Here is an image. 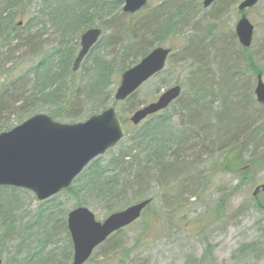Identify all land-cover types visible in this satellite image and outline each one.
Instances as JSON below:
<instances>
[{"label":"rangeland","instance_id":"374dc122","mask_svg":"<svg viewBox=\"0 0 264 264\" xmlns=\"http://www.w3.org/2000/svg\"><path fill=\"white\" fill-rule=\"evenodd\" d=\"M165 1L167 0H151L146 7L135 14L123 13L115 20L116 27L114 28L111 27L112 22L110 19H105L102 13H98L99 15L96 13L97 17H95L91 26H88L103 29V42L99 49H95L93 56L100 55L108 61L114 60V74L112 75L114 84L111 86L113 95H115L121 82L123 68H126L132 62L138 63L142 59L133 56V50H129L130 58L122 61L119 53L123 47L127 46L122 33L124 31L129 33L128 26H132L136 30L140 28L137 33L138 36L136 35L138 38L147 33L144 21L151 16L152 11L161 8ZM240 1L235 0L232 2V0H228L229 4L226 8L221 6V0L212 6L199 8L200 12L196 19L203 20L199 25H196L194 32H197L195 36L203 37L201 40L202 46H197L196 39L194 47L190 49L191 53L186 50L187 43L183 34H174L164 40L163 43L153 44V47H172V56L168 59L162 72L139 88L134 101H123L115 105L127 134L125 139L101 157L100 161L103 164L117 155L125 154L130 147V138L138 131H145V125L149 123L148 120L150 121V119L148 118L142 124L134 126L130 121L134 110L154 102L166 89L177 84L183 87V97L191 103L195 98L191 85L196 81L195 74L199 70L202 71L200 74L204 79V86H206L208 94L211 92L210 89L213 90L217 87L214 83L219 81V74H216L219 66L217 67V61H210L209 58L215 56L217 52L215 46L221 44L218 39L226 40L228 47L231 45L230 56H234L235 67L242 73L243 81L249 82L250 87L247 90L251 88V92H253L257 75L247 71L244 62L245 55L241 50L242 45L237 39L235 30L236 23L241 15L237 8ZM122 8L123 4L119 11L115 10V12L119 14L121 11L122 13ZM35 11H39V8L34 5L31 10L26 11L19 17L18 21L29 19ZM216 11L218 14L216 13L217 16H214ZM47 13H49V10ZM166 13L164 14L166 15ZM245 13L255 26L253 43L251 47L245 50L250 54L252 53L255 58H253L254 62L264 69V0H260L257 5L249 8ZM193 14L192 16H194ZM49 19L50 17L46 16L43 21H34L32 27H23L21 35H24V30L26 32L31 29L32 35L39 34L40 31V36L36 39L41 40L44 49L52 48L57 45L60 37L56 33L58 28L56 18L51 17V21ZM212 19L217 20L216 26L210 24L213 21ZM181 28L183 30L182 26ZM86 29L72 33L73 43L71 44L76 46L78 41L77 51L80 49V35ZM133 37L135 38V36ZM152 37L153 34H148V39H152ZM212 38L216 39L211 41ZM229 41L231 44L228 43ZM8 51L10 52H7L4 57L0 56V83L8 73H11L8 80L15 78L19 79L20 82H16L17 84L14 87L12 85L7 88V93H4L7 99L11 95L13 98H11V101L16 99L18 102H15L14 105L10 104V109L0 116V122L6 125L2 129L3 131L15 127V125L24 122L36 113L49 114V110H51L48 104L42 103L43 94L35 93L38 87H35L36 76L32 66L37 58L35 56L26 57L24 55L27 51L26 48H23L20 52ZM192 54L196 58L193 59ZM204 57L207 58L204 59ZM91 59H87L88 62L85 60L82 66L89 67ZM195 59L201 62L197 63ZM261 73L264 77V70ZM20 75H25V77L21 78ZM83 76H85L84 70L80 69L76 80H81ZM23 79L24 81L21 82ZM68 79H71V77ZM245 92L244 85L234 90L233 100L243 102L244 97H246ZM33 94L37 95L32 98ZM210 98L213 100L208 103V106L206 105L208 108H204L208 113L211 111L210 117L212 119L209 124L201 121L199 126L195 120L189 118V113L181 108L180 102L167 108V112L156 113L152 119L154 122H164L161 137L167 150H169L164 152L168 164L175 159V154L172 153L174 148L176 151L179 150L183 153L180 156L184 155V158L189 162H195L197 159L203 161L202 164L196 163L191 169L188 168L189 170L187 169L185 175L163 174L164 171L161 170L154 174L155 172L152 170L149 173V184L148 182L144 184L147 187L144 188L141 194L136 193V187L124 192L121 187L117 186L116 190L114 189V193L117 195L115 194L116 197L114 196L111 200L101 196L96 190L98 188H93V185L88 183L87 178L84 176L82 180H77L73 184V192L63 191L45 201H38L31 191L27 198L24 191L7 188V191H2L6 199L20 196V198L25 199V203L21 202L22 205L21 203L17 205L16 202H9L8 206L4 208L8 207L14 213L17 212L13 210L14 207L22 213L21 217L25 225V222L30 223L31 220L37 218L39 210L48 207L44 218H49V224L46 227L43 226L42 229H37L36 236L39 235L35 238L38 241L49 239L48 244L45 241L46 245H43V247L39 244L43 250L40 256L44 259L47 257L46 253L55 250L54 256H49L50 258L46 261L47 264H57L63 257L62 251L64 249L72 250L71 255L73 258V244L66 221L69 211L74 207L80 206L79 204L86 205L96 213L99 220H104L109 214L149 197L153 199L150 203V210L139 218L138 222L125 228L123 233L125 242L122 243L123 245L119 244L117 249L108 251L115 259L112 264H123L127 259L128 251L131 252L128 258L130 264H264V210L257 208L258 201L264 200V192L260 191L256 196L253 192L257 185L264 183V159L253 163L258 164V166L247 175L250 179L246 181V184H241L239 174L235 172V169V171H231L230 169L233 168H226V165L237 156L241 161L232 165L233 167L236 166V169L244 170L246 166L251 164V156H254L256 152L261 154L264 150V148H261L264 146V132L256 136V139L249 145L246 143L244 151H237L239 154L235 152L229 155L227 152L209 151L205 156L204 150L209 147L201 145V148H198V143L201 139L209 140V142L211 140L206 139L201 132L205 129L208 130L211 125H216L218 120L215 117L221 112L222 108L220 102L214 96H210ZM210 98H208V101ZM112 105H114L113 100L107 103L105 108ZM252 111L254 112V108ZM85 112L87 115L80 120L88 119L92 114L99 113L90 114V106ZM207 112L205 115L209 117ZM59 120L68 123L80 121ZM263 120H255L253 123L256 125ZM202 154L204 155L200 159ZM152 179L154 181L150 182ZM98 187L100 186L98 185ZM52 206H55V208L51 210ZM51 214L53 215L51 216ZM49 234L51 237H47ZM37 240H33L34 242L32 241L30 246L38 248ZM109 243L107 248L100 247L94 252L95 254L92 257L94 264H108L106 258L104 259V252L105 248L108 249L110 246ZM16 251H18V246L15 241H10L2 246L0 253H2L3 264H15L18 257Z\"/></svg>","mask_w":264,"mask_h":264},{"label":"trees","instance_id":"16d2710c","mask_svg":"<svg viewBox=\"0 0 264 264\" xmlns=\"http://www.w3.org/2000/svg\"><path fill=\"white\" fill-rule=\"evenodd\" d=\"M217 1L219 2L220 0H216L213 4ZM234 1L235 0H232V2ZM221 2V6H225V8L229 4L228 0H221ZM122 4L123 0H0V56L4 57L7 52H10L8 50L20 52L23 48H26L27 51L24 54L26 57L35 56L37 58L32 66L36 76L35 87H38V90L35 93L43 94L42 97H44V99L42 103L49 105L48 107L51 109L49 110V114H51L54 119H62L66 121L80 120L87 115L85 114V110L89 108V106L91 114L105 109L107 103L112 100L114 105L119 103V101L115 100L113 89H111L112 84H114L112 78V75L114 74V60L108 61L100 55L93 56L95 49H99L103 42L102 38L89 52L85 59L90 60L92 58L89 67L81 65L79 68V70H84L85 76H83L81 80H76L78 72L73 71L72 65L75 60L78 41L76 46H73L71 44L73 43L71 37L72 33H76L77 31H81L88 26H91L95 17H97L96 13L97 15H99L98 13L104 14V18L107 20L110 19L112 22L111 27H116L115 20L117 17L122 16L124 12L122 11L121 13L120 11L119 14H117L115 10L119 11ZM34 5L38 6L39 11L32 13V16L25 21L23 20L20 25L22 19L18 21V18L26 11L31 10ZM202 7H204L202 0L165 1L161 8L152 11L151 16L147 17V20L144 21L146 32L150 35L153 34L152 39H148L147 33L142 34V36L138 38L137 33L140 28L136 30L132 26H128V28L126 27L127 30H129V33L124 31L122 34L123 37H125L124 39H126L127 46L123 47L122 51L119 53L122 57V61L130 58L128 54L129 50H133L132 54L136 58H143L152 50L151 48H153L154 43H163L164 40L174 34H183L187 43L186 50L189 53H191L190 49L191 47H194L196 39L198 42L197 46L201 47V40L203 37H200L199 35L195 36V33L197 32L194 31L196 25H199L203 20L196 19L200 12L199 8ZM48 10L49 13H47ZM164 13H166V15ZM216 13L217 11L214 16H217L218 13ZM192 14L194 16H192ZM46 16L50 17L49 21H51V17L53 19L56 18L58 27L56 33L59 34L60 37L57 45L50 49H44L41 40L36 39V37L40 36V31L39 34L32 35L31 29L26 32L24 30V35H21L23 27H32L34 21H43V18ZM212 20L213 21L210 24L216 26L215 24H217V20ZM181 26L183 27V30ZM132 35L135 36V38ZM214 39L216 38H212L211 41ZM218 41L221 44L220 46L214 45L217 51L215 56L209 58L210 61H217V67L219 66L216 71V74H219V81L214 83L217 87L213 88V90L210 89L211 92L208 94V90H206V86H204V79H202L200 74L202 71L199 70L198 73L195 74L196 81L191 85L195 97L194 100L191 103L187 102L182 93L177 101L169 106L171 107L175 103L180 102L181 108L189 113V118L191 117L200 126L199 122L202 121V123L209 124L212 119L210 117L211 111L208 113L204 110V108H208L206 105L208 106V103L213 100L210 96H214L215 99L220 102L222 108L221 112L215 117L218 120L216 125H211L208 130L203 129L204 131L201 132L206 139L209 138L211 140L209 142V140L201 139L200 143H198V148H201V145L209 147L204 150L205 156L209 151H216L218 153L227 152L229 155L234 154L235 152L238 153L237 151L239 150L244 151L246 143L249 145L256 139V136L264 132V105L258 103L256 95L254 94V89L253 92H251V88L247 90L250 87V84L248 81H243L242 73H240L239 69L235 67L236 63L234 62V56H230V50L232 49L231 45L228 47V45H226L227 41L224 39H218ZM228 43H230V41ZM245 49L246 48L241 46V50L245 55L244 62L246 63L247 71L251 74L258 75L264 69L254 62V55L252 53L250 54ZM203 52L206 53L205 51ZM206 55L208 54L206 53ZM191 57L193 59L196 58L193 54ZM206 58L207 57H204V59ZM88 60L86 62H88ZM196 61L197 63L201 62L198 59ZM133 64L135 63L132 62L131 64H128L122 71L131 68ZM10 74L11 73H8L6 78L0 83V116L10 109V104L14 105L15 102H18L16 99L11 101V95L10 97L8 96L9 98L7 99L5 97L6 94H4L7 93V88L12 85L14 87L17 84L16 82H20L19 79L15 78L8 80ZM70 74L72 75L70 76ZM20 76L21 78L25 77V75ZM69 77H71V79H68ZM23 81L24 79L21 82ZM242 85L246 88V97H244L243 102L234 101L232 98L233 91L239 89ZM243 90L245 91V89ZM138 91L139 90L133 92V94L127 97L124 101H134V97ZM36 95L33 94L31 97L34 98ZM208 98H210L209 101ZM253 108L256 113L252 111ZM167 110L168 109L161 112H167ZM206 112L209 114V117L205 115ZM155 115L148 117L150 121L148 120L149 123H146V129L144 132L138 131V133L130 138V147L125 154L117 155L115 158L104 164L100 161L102 156L93 159V161L87 165V168L76 177L72 185L67 189H63L62 192H73V184L77 180H82L84 176L87 178L88 183L93 185V188H98L96 190L101 196L105 199L107 198L111 200L116 194L114 191L117 186L121 187L124 192L136 187V193L141 194L144 188L147 187V185L144 186V184L148 182L150 176L149 173L150 171L152 172V170L155 172L154 174H157V171L161 170L164 171L163 174L171 173L175 176L177 174L186 173L187 169H191L196 163L202 164L203 161L201 162L199 159L195 162H189L184 158V155L180 156V154L183 153L179 152V150L176 151L175 148L172 152L175 154V159L170 161L169 164L166 162V155L164 152L169 150H167L165 143H163V138L161 137V129L164 122L152 121ZM254 119H261L263 121L254 125ZM217 125L218 127H216ZM4 126L6 125H3L0 122V132L3 131L2 129H4ZM261 148H264V146ZM203 155L204 154L201 155L200 159ZM238 157L239 156L235 157L232 162L226 165V168L230 169L231 167L233 168L230 169L231 171L236 170L235 172L239 174L241 184H246V181L250 179L247 175L253 172L258 166V164L253 163L264 159V150L261 154H257L256 152L254 156H251V164L246 166L244 170L236 169V166H232L235 163H240L241 160H239ZM153 181L154 179L150 180V182ZM98 185L100 187H98ZM7 188L24 191L27 194V198L29 197L30 192L11 186L0 187V250L2 246L8 242L15 241L18 246V251H16L18 257L16 258L15 264H47L46 261L50 258L49 256H54L55 250L46 253L47 257L44 259V257L40 256L43 251L42 248H40V245L42 247L43 245H46L45 241L48 244L49 239L38 241L35 238L39 235L37 234L36 236L37 229H42L43 226L46 227L49 224V218H44L48 207L39 210L37 218L31 220L30 223L25 222L24 225L21 217V215H23L22 213L14 207L13 210L17 211L14 213L11 212L8 207H4L8 206L9 202H16L17 205L21 202L24 204L25 199L22 197L20 198V196H15L13 199H6L2 191H7ZM53 208H55V206H52L51 210ZM257 208L264 210V200L258 201ZM149 210L150 204L146 207L143 215ZM52 215L53 214H51V216ZM23 226L24 228H22ZM20 229H22L23 232ZM124 231L125 229L118 230V232L111 235L105 243L98 246V248H107L108 242H110V246L108 249L105 248L104 252V259L106 258L108 264H112L115 261L113 255L108 253V251L117 249L119 244L123 245L122 243L125 242ZM47 237H51V235L49 234ZM33 240H37V245L40 244L38 248L30 246ZM106 253L108 254L106 255ZM71 254L72 250L64 249L62 251L63 257L57 264H71ZM130 254L131 252L128 251L127 259L125 262L123 260V264H130L128 263ZM1 256L2 253H0V258ZM93 262L94 260L91 258L86 264H94Z\"/></svg>","mask_w":264,"mask_h":264},{"label":"water","instance_id":"95a60500","mask_svg":"<svg viewBox=\"0 0 264 264\" xmlns=\"http://www.w3.org/2000/svg\"><path fill=\"white\" fill-rule=\"evenodd\" d=\"M216 0H204L206 8ZM260 0H242L238 4L241 16L235 26L238 41L245 48L251 47L254 24L246 11ZM125 13L140 11L150 0H123ZM22 23V22H21ZM20 23V24H21ZM101 27L87 28L80 35V50L73 63L78 71L89 51L101 37ZM171 47L157 46L143 59L122 72L115 99L123 101L133 94L154 74L165 69ZM254 94L264 105V78L258 74ZM177 84L166 89L154 102L138 108L130 117L133 124H140L146 117L165 110L181 94ZM126 132L115 106L91 115L80 122L56 121L50 114L36 113L14 128L0 132V186L20 187L34 192L37 199L45 200L69 187L83 169L96 157L117 145ZM264 192V183L258 185L254 196ZM151 198L138 201L118 210L100 221L86 206H79L68 214V230L74 244L72 264H85L98 245L119 229L139 220ZM3 260L0 259V264Z\"/></svg>","mask_w":264,"mask_h":264}]
</instances>
